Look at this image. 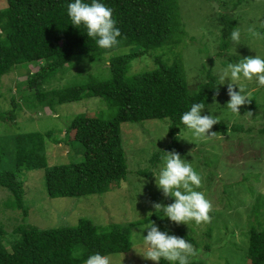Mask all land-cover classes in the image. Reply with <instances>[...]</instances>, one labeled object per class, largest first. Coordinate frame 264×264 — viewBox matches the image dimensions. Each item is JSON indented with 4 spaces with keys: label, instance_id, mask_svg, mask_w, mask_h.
<instances>
[{
    "label": "rangeland",
    "instance_id": "rangeland-1",
    "mask_svg": "<svg viewBox=\"0 0 264 264\" xmlns=\"http://www.w3.org/2000/svg\"><path fill=\"white\" fill-rule=\"evenodd\" d=\"M7 0H0V10ZM180 7L179 23L183 34L175 38L182 41L175 47H163L148 55L135 59L129 75L140 74L157 67V57L167 64L182 61L189 87L197 89L207 81L210 73L217 77L219 71L228 62L239 58L260 55L264 57V39L253 40L247 34V28L255 25L259 31L264 24V0H178ZM224 15L236 20L241 30L239 45H230L222 49V25ZM136 51V47L122 46L113 52L99 57L76 58L72 64L61 69L49 79L48 89H61L86 84L89 80H110V62L113 58ZM18 68L0 80V111H9L11 99L18 97L21 85L29 72H35L38 66ZM245 90L255 99L253 110L243 106L240 115L231 113L226 107L229 97L227 85H219V94L214 95L219 105L211 99L208 110L217 116L218 121L236 124L239 129L227 136L219 135L209 139L194 138L191 132H180L181 151L175 150L193 164L202 176L203 191L211 204L209 221L199 225L195 223L176 225L159 212L155 213L153 202L171 203L157 189L154 177L140 176V172H149L155 167L151 164L154 154L171 143L169 124L166 120L124 123L121 126L123 146L128 159L127 178L114 184L102 194L81 198H50L47 194L45 169L23 172L25 181V201L29 207V217L25 220L19 210H11L5 205L9 192L0 190V223L6 228V237L12 242L19 239L15 233L16 225H33L39 229H54L77 226L80 219H88L94 225L105 227L110 224L128 226L148 218L160 230L194 239L193 246L198 254L190 261L199 264H250L247 257L249 230L259 229L264 223V136L260 129L264 127V87H258L255 81H244ZM235 89V85L233 86ZM21 88V89H20ZM238 90V89H236ZM25 101L24 91H22ZM22 99V98H21ZM22 105L17 111L15 122L0 120V139L10 143L17 134L52 131L61 139L65 130L76 116L87 114L102 119H113L116 109L102 98H85L78 102L65 103L55 108H40L36 105ZM247 112H251V115ZM244 115V116H243ZM168 129V131H167ZM60 133V134H59ZM84 148L79 143L62 142L55 144L48 140V167L77 163L83 160ZM8 168L0 162V171ZM151 212V213H150ZM157 215V216H154ZM19 222H16V220ZM16 222V223H15ZM150 223V222H149ZM16 224V225H15ZM148 224V223H145ZM145 224L132 230V248L128 253L112 254V264H154L142 256L138 244L140 234L146 235ZM264 226V224H263ZM211 235L208 236L209 230ZM247 234V235H246ZM7 242V241H6ZM8 243V242H7ZM6 248L10 247L5 244ZM209 246V248H207Z\"/></svg>",
    "mask_w": 264,
    "mask_h": 264
},
{
    "label": "trees",
    "instance_id": "trees-1",
    "mask_svg": "<svg viewBox=\"0 0 264 264\" xmlns=\"http://www.w3.org/2000/svg\"><path fill=\"white\" fill-rule=\"evenodd\" d=\"M69 0H7L0 10V80L16 69L31 65L25 89L11 99V109L0 111V120L15 122L22 103L40 108H55L85 98H102L116 109L113 119L80 114L65 130L63 139L55 133L30 132L17 134L8 143L0 139V162L8 168L0 171V190L9 192L6 207L19 210L24 220L29 217L25 201L23 172L45 169L47 194L50 198H81L102 194L127 178L128 159L123 146L121 126L124 123L166 120L171 143L162 151L179 150L180 114L193 102L203 101L207 108L216 94L217 77L209 74L197 89L189 87L182 61L167 64L157 57V67L140 74L129 75L132 62L163 47H175L183 34L179 23L178 0H103L113 10L116 26L120 28V44L112 50L98 48L81 29L70 24L66 14ZM222 49L230 45V32L236 20L229 15L220 19ZM122 46L136 47V51L115 57L110 62V80L91 79L86 84L61 89H48L49 79L56 76L76 58L99 57ZM216 86V88H214ZM21 89V88H20ZM22 91H24L25 101ZM246 105L253 110L255 99ZM236 124L219 121L212 131L227 136L236 132ZM264 136V127L260 129ZM60 134V133H59ZM48 140L55 144L79 143L83 146V160L48 167ZM162 152L151 159L153 167L160 163ZM140 176L151 177L149 172ZM157 216V215H154ZM148 218L128 226L110 224L99 227L88 219H80L77 226L39 229L33 225H16L19 239L10 241L6 228L0 223V264H83L92 252L122 254L132 248L133 228L149 223ZM16 222L20 221L17 219ZM15 222V223H16ZM264 223L249 230L247 257L250 264H264ZM211 230L207 233L211 235ZM246 234V235H247ZM192 243L194 239L187 237ZM8 243H7V242ZM5 244L10 247L6 248ZM209 248V246H207ZM161 264H164L162 261ZM189 264H199L190 261Z\"/></svg>",
    "mask_w": 264,
    "mask_h": 264
},
{
    "label": "clouds",
    "instance_id": "clouds-1",
    "mask_svg": "<svg viewBox=\"0 0 264 264\" xmlns=\"http://www.w3.org/2000/svg\"><path fill=\"white\" fill-rule=\"evenodd\" d=\"M66 14L70 24L82 29L98 48L112 50L119 46L120 28L116 26L112 8L103 0H69ZM260 27L264 28V24ZM246 31L253 40L264 39V32L259 31L255 25H250ZM230 40L234 45L240 44L239 27H234L230 32ZM244 81H255L258 87H264V57L255 55L239 58L235 62L227 61L226 66L217 74L216 86L227 85L226 94L229 99L224 107L237 116H241L240 109L252 101L251 93L245 90ZM216 93L219 94V89H216ZM213 104L219 105L215 96ZM205 105L203 101L193 102L180 114V124L194 138L209 139L216 135L212 129L219 123L218 118L210 110L203 114ZM247 113L251 115V112ZM161 152L160 163L151 170V175L157 189L165 198H171V203L153 202L155 213L159 212L176 225H187L190 222L199 225L209 221L211 204L204 192L197 190L202 185L200 172L177 151ZM143 229L147 234L139 235L138 244L142 249V256L154 264H161L162 261L164 264H189L190 259L198 254V249L191 242L160 230L151 221ZM83 264H112V255L92 252L83 260Z\"/></svg>",
    "mask_w": 264,
    "mask_h": 264
}]
</instances>
